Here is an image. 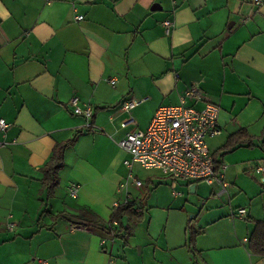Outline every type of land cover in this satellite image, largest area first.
<instances>
[{
    "label": "crops",
    "instance_id": "obj_1",
    "mask_svg": "<svg viewBox=\"0 0 264 264\" xmlns=\"http://www.w3.org/2000/svg\"><path fill=\"white\" fill-rule=\"evenodd\" d=\"M262 1L0 0V119L8 124L0 133V264H264L249 247L264 221ZM165 20L174 25L168 34ZM191 88L203 99L188 106L220 107L221 134L207 143L222 182L172 183L147 170L141 179L136 164L144 186H135L120 141L146 131L159 107L178 105ZM73 97L93 107L91 120L73 114ZM142 99L122 111L124 101ZM141 106L150 112L144 128ZM240 130L254 146L223 154ZM75 136L48 198L42 169ZM71 183L80 186L76 199ZM128 196L145 207L141 222L124 220L128 238L77 218L88 209L108 222Z\"/></svg>",
    "mask_w": 264,
    "mask_h": 264
},
{
    "label": "built area",
    "instance_id": "obj_2",
    "mask_svg": "<svg viewBox=\"0 0 264 264\" xmlns=\"http://www.w3.org/2000/svg\"><path fill=\"white\" fill-rule=\"evenodd\" d=\"M262 0H254L256 6L262 4ZM78 16L77 20H83ZM246 23V21H244ZM163 26L167 34L174 26L170 20H165ZM111 84L115 80H111ZM187 99L199 102L203 99L201 92L196 88L189 89L181 98L178 105L162 106L155 112L152 121L146 131L136 130L129 133L119 146L129 154V159L124 161L129 170V179L135 186L143 187L144 183L133 175V167L138 164L147 171H158L172 183L186 182L188 184L204 182L212 185L222 182L221 168L218 170L214 155L208 146V139L221 134L219 125L220 107L206 103L198 110L186 104ZM145 99L126 100L122 103V111L130 113ZM73 114L91 120L94 115L93 107L82 104L78 97H73L69 102ZM131 120L123 122L126 127ZM89 127L92 125L89 124ZM8 124L0 119V133L5 134ZM2 144H0V147ZM264 170V165L257 167V172ZM128 182L119 186V192L127 188ZM80 186L71 183L68 186V196L72 199L78 197ZM130 196L126 202H129ZM125 202V203H126ZM121 205L115 203L114 207ZM246 211L240 209L238 214L244 216ZM12 225L10 226V229Z\"/></svg>",
    "mask_w": 264,
    "mask_h": 264
},
{
    "label": "trees",
    "instance_id": "obj_3",
    "mask_svg": "<svg viewBox=\"0 0 264 264\" xmlns=\"http://www.w3.org/2000/svg\"><path fill=\"white\" fill-rule=\"evenodd\" d=\"M77 136L73 139L63 143H59L53 150V155L50 161L42 169L44 177L41 181L43 189L47 192V197L51 198L54 196L55 190L59 186V172L64 165V155L68 147L75 144ZM242 146L253 147L254 138L246 131L240 130L239 132L231 135L225 146L222 148L223 154L231 152L234 149ZM216 167L219 170L221 163L214 156ZM145 207L142 204H138L135 201H129L113 208V213L108 222L102 220L96 214L88 209H81L77 214V218L82 220L85 224L94 225L97 227L104 228L109 234L114 237L128 238L131 234L129 227L124 225V220L128 219L131 223L137 224L144 218ZM114 223L117 227H114ZM196 233L191 231V237L189 246L194 257L198 256L195 250ZM249 247L252 253L257 256L264 257V221L255 222L254 230L249 240Z\"/></svg>",
    "mask_w": 264,
    "mask_h": 264
},
{
    "label": "rangeland",
    "instance_id": "obj_4",
    "mask_svg": "<svg viewBox=\"0 0 264 264\" xmlns=\"http://www.w3.org/2000/svg\"><path fill=\"white\" fill-rule=\"evenodd\" d=\"M137 115L139 118V122L141 125V128H144L149 120L150 112L149 109L146 106H141L137 110ZM135 173L138 174V177L143 179L144 175H146L149 172H146L145 170H142L140 167L136 166Z\"/></svg>",
    "mask_w": 264,
    "mask_h": 264
}]
</instances>
